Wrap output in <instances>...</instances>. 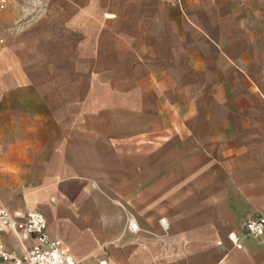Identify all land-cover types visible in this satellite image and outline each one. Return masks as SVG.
I'll use <instances>...</instances> for the list:
<instances>
[{
  "label": "crops",
  "instance_id": "crops-1",
  "mask_svg": "<svg viewBox=\"0 0 264 264\" xmlns=\"http://www.w3.org/2000/svg\"><path fill=\"white\" fill-rule=\"evenodd\" d=\"M9 14L0 207L41 213L81 264H264L244 227L264 217V0H12ZM35 243L2 234L16 257Z\"/></svg>",
  "mask_w": 264,
  "mask_h": 264
},
{
  "label": "built area",
  "instance_id": "built-area-1",
  "mask_svg": "<svg viewBox=\"0 0 264 264\" xmlns=\"http://www.w3.org/2000/svg\"><path fill=\"white\" fill-rule=\"evenodd\" d=\"M12 0H0V13L10 6ZM246 236L258 239L264 235V217L250 219L245 222ZM5 228L14 231L20 241L34 238L36 243L22 256L16 257L4 250L2 234ZM130 229L135 231L136 226L130 224ZM233 240V238H232ZM0 262L10 264H81L74 261L69 251L57 240H50L46 235V221L37 211L27 209L23 213L10 212L0 207Z\"/></svg>",
  "mask_w": 264,
  "mask_h": 264
},
{
  "label": "rangeland",
  "instance_id": "rangeland-1",
  "mask_svg": "<svg viewBox=\"0 0 264 264\" xmlns=\"http://www.w3.org/2000/svg\"><path fill=\"white\" fill-rule=\"evenodd\" d=\"M8 13V14H7ZM13 17L17 18L18 20L25 19L28 23L32 22L33 18L35 16H30V15H23V16H14ZM10 14H9V7L6 11L0 13V55H3L6 49V46L8 44V41L10 40V35L8 31V23L10 22ZM28 66L30 67H35L36 63H28ZM0 70L3 72V64L0 63Z\"/></svg>",
  "mask_w": 264,
  "mask_h": 264
},
{
  "label": "bare ground",
  "instance_id": "bare-ground-1",
  "mask_svg": "<svg viewBox=\"0 0 264 264\" xmlns=\"http://www.w3.org/2000/svg\"><path fill=\"white\" fill-rule=\"evenodd\" d=\"M78 244H79V242H78ZM69 246V245H68ZM70 247V246H69ZM73 248H74V246H73ZM71 252V251H70ZM73 255V254H72Z\"/></svg>",
  "mask_w": 264,
  "mask_h": 264
}]
</instances>
